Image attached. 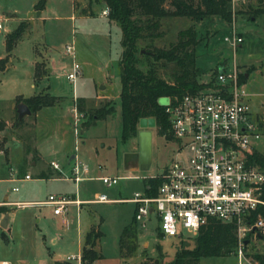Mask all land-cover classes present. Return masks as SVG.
<instances>
[{"label":"rangeland","instance_id":"obj_1","mask_svg":"<svg viewBox=\"0 0 264 264\" xmlns=\"http://www.w3.org/2000/svg\"><path fill=\"white\" fill-rule=\"evenodd\" d=\"M36 1L0 0V18L3 21V29L0 30V57H4L6 53V33L25 21L22 40L13 48L8 68L0 72L1 114L7 111L9 101L15 94L29 96L45 88L50 94L61 96L57 105L48 107L37 115L35 132L39 150L46 158L56 160L64 173H68L71 166L67 163L66 152L68 155L75 154L77 160L86 162L89 171L86 175L88 177L77 185L73 181L61 179L62 175L51 167V163L48 170L51 175L55 171L53 176L58 179H38L35 176L31 180L21 178L17 171L9 169L8 158L4 162L1 160L8 152L6 142L9 141L11 155L14 162L18 163L21 155L19 142L8 133L4 138L0 135V161L9 169V179L0 182V202L8 195V201L24 203V206L16 204L10 207L9 241L6 243L0 237V261L6 260L14 264L16 261L21 264H56L52 255H59L61 261H66L67 256L80 254V245L86 231L90 226L100 223V230L104 235L96 247L103 258L97 259L94 264H171L178 251L193 247L194 235L162 237L158 235L157 222L153 219L144 228L133 222L136 230L135 249L131 250L129 246L132 244L128 242L123 248L119 246L122 230L133 216L134 203L128 199L135 192L144 191L142 176L161 173L179 155L177 143L158 134L154 126L150 167L129 173L122 169L123 154L137 152L138 140L137 135L126 138L120 136L118 95L122 47L118 23L100 15V11L105 8L104 4L96 6L93 3L92 11L96 12L95 15H83L80 10L88 7L89 0H46L42 10L34 9ZM251 5L257 7L258 3L255 0L235 2L234 26L244 38L243 44L235 52L224 40L230 34L233 21L226 22L216 16L202 21L186 16L162 18L157 34L150 37L146 32L145 37L138 39L137 47L142 54L154 47L169 48L178 40L181 31L193 27L199 36L205 37L196 46L198 81L204 84L212 82L213 86H217L219 82L216 72L219 66L224 65L230 69L233 62L240 71H251L243 87L253 94L249 97L252 110L264 122V19L262 16L255 18L249 13ZM68 44H74V56L64 54ZM146 56L141 57L139 64L143 70L147 69L149 58ZM73 60L81 66V75L74 86L64 76V71ZM35 61L42 63L40 69H45V63L47 67L46 73L37 80L32 78ZM149 61L153 63L159 77L168 82L173 81L176 63L165 59ZM76 96L81 98H74L73 101L80 100L84 112L75 124L72 97ZM103 96L106 97L102 98ZM162 101L165 105L168 99L162 97L159 102ZM107 102L110 104L104 109L107 111L111 105L114 113L110 112L105 118H97V110ZM32 117L33 115L23 117L22 127L27 123L26 129L31 127L35 123ZM83 121L86 124L81 128ZM9 122L7 129L16 131L19 125L13 119ZM261 132L256 150L264 153L263 125ZM21 136H24V132ZM21 156H25V162L30 159V154L22 153ZM30 171L33 173L35 168L32 167ZM117 175L137 177L121 178L111 186L99 179L100 176ZM13 187H17V190H12ZM55 193L76 194L85 199H94L97 194L104 193L111 201L89 202L90 204H83L81 208L75 203L69 204L67 218L70 224L66 227L61 224L60 217L53 214L52 207L40 204L49 194ZM248 251L264 254V238L252 239ZM69 262L76 264L74 260ZM186 264H238V257L231 253L203 257L198 262Z\"/></svg>","mask_w":264,"mask_h":264},{"label":"built area","instance_id":"obj_2","mask_svg":"<svg viewBox=\"0 0 264 264\" xmlns=\"http://www.w3.org/2000/svg\"><path fill=\"white\" fill-rule=\"evenodd\" d=\"M243 1L246 0H229L230 22H233L224 40L233 52L244 41L234 26L235 2ZM100 15L107 16L108 8H103ZM64 54L74 56V44L66 45ZM240 73L243 72L235 62L230 69L221 65L216 72L218 86L166 97L164 110L170 123L169 134L178 145L179 156L159 173L162 181L154 196L144 190L135 192L128 200L134 203V223L144 228L154 219L157 233L162 237L195 236L211 219L233 223L238 264H262L248 251L250 241L264 235V169L251 159L262 136V125L261 117L253 112L249 101L253 94L240 83ZM80 75L81 66L73 60L64 76L74 86ZM73 109L76 124L82 114L76 104ZM51 166L62 175L61 179L78 183L88 177V164L76 158L68 173L62 172L57 162ZM132 177L137 176H100L99 179L111 186L121 178ZM24 179L30 176L25 175ZM12 190L16 191L17 187ZM94 201L111 200L101 193ZM72 203L79 201L63 193L49 194L40 202L52 207L62 224L67 223V207ZM16 204L24 205L23 202ZM65 260L82 264L81 253L69 255Z\"/></svg>","mask_w":264,"mask_h":264},{"label":"trees","instance_id":"obj_3","mask_svg":"<svg viewBox=\"0 0 264 264\" xmlns=\"http://www.w3.org/2000/svg\"><path fill=\"white\" fill-rule=\"evenodd\" d=\"M255 1L258 5L257 7L251 5L249 13L255 18L262 16L264 19V0ZM45 3L46 0H37L34 4L35 10H42ZM93 3L96 6L104 4L108 8V20L117 22L121 29L122 50L119 59L120 91L118 95L121 119L120 136L123 138L136 136L140 129V120L151 118L154 119L157 133L171 140L168 116L164 110V105L159 102V99L195 93L208 87H216L213 86L212 82L204 84L198 81V68L195 64L196 46L202 37H205L199 36L193 27H188L179 33L178 40L171 44L169 48L154 47L143 54L137 47V41L145 37L146 32L147 36L150 37L156 35L160 27V19L165 17L186 16L196 21H202L208 17L216 16L230 22L232 11L229 0H89L88 7L81 9L80 13L95 15L96 12L92 11ZM24 26L25 21H21L17 27L6 34L5 47L8 53L22 38ZM143 56L152 61L165 59L176 63L177 69L172 75L173 81L168 82L159 77L149 59L147 69L143 70L139 66ZM7 61L8 55L0 59V62H2L0 70L5 67ZM40 65H42L40 62L35 64V79L41 78L46 73L44 68L40 69ZM250 73L251 71L240 73V83H245L248 78L247 74ZM56 99L57 97L54 95L44 92L28 97H18L16 102L23 101L31 112L35 113L43 107L53 105ZM109 104L107 102L101 109L97 110V118H105L110 112L111 114L114 113L111 105L107 111L104 109ZM76 108L83 116L84 108L80 100L76 103ZM262 120L261 117V125L264 126ZM82 124L85 126L86 121ZM82 124L81 126H83ZM251 159L264 169L263 152L255 150ZM143 180L145 193L154 196L162 181L159 174L145 177ZM3 211H8V208H3ZM133 222L134 217L132 216L130 223L123 228L119 238L120 248H123L128 242L132 244L129 248L131 250L135 249L136 230ZM235 228L233 223L216 219L209 220L193 237V247L178 251L171 264L198 262L203 257H218L234 253L237 244ZM103 235L104 233L100 230V223L92 225L85 233L81 248L82 264H94V261L103 258L96 247ZM253 255L264 264V254L255 252Z\"/></svg>","mask_w":264,"mask_h":264},{"label":"crops","instance_id":"obj_4","mask_svg":"<svg viewBox=\"0 0 264 264\" xmlns=\"http://www.w3.org/2000/svg\"><path fill=\"white\" fill-rule=\"evenodd\" d=\"M35 9V8H34ZM1 19V18H0ZM2 20V19H1ZM2 30V29H1ZM9 33V32H7ZM6 33V34H7ZM22 40V38L18 41L20 42ZM17 42V43H18ZM16 43V44H17ZM16 44L14 47H16ZM13 47V48H14ZM12 51L13 49L8 53L6 51V47H5V56L8 55V61L6 62L5 64V67L3 69L0 70L1 71H4L8 68V62L10 60V57L12 55ZM39 53V51H38ZM4 56V57H5ZM4 57H0V59L4 58ZM37 62H40V61H35L34 63V67H35V64ZM45 70H47V67H46V63H45ZM250 74H247V77H249ZM32 78L33 80H37L34 78V68H33V74H32ZM35 86V85H34ZM103 88V87H102ZM44 92H48L47 89L45 88H42V90H40L38 93H35L33 95H36V94H40V93H44ZM49 93V92H48ZM50 94V93H49ZM52 95V94H51ZM31 96V95H29ZM55 97H57V100L56 102H54L53 105L51 106H54V105H57L62 97L61 96H58V95H54ZM107 96V95H106ZM106 96H103L102 98L106 97ZM18 97H28V96H25L23 95L22 93L20 94H15V96L9 101V105H8V108H7V111L4 113V114H1V110H0V135L4 138L5 135L8 133L10 135H12L11 137L14 138V139H17V141L19 142V147H20V154L22 155L25 154H30V159L28 160V162L26 163L25 162V156H19V159H18V163H15L14 162V159H13V156L11 155V152L9 150V145H8V142H6V139H5V142H6V145L8 147V152L5 153L3 156H2V161L4 162L5 160H7V158L9 159V163H10V166H9V169H11L12 171H17V173L20 174L21 178H24L25 175H29L30 176V179H27V180H31L33 176H35L36 178L38 179H58V178H55L56 176H53L56 174L55 171H53V174L51 175V172H49L48 170V167H50V163L52 165L53 162H57L56 160H50L48 158H46L42 153L41 151L39 150V145H38V142H37V137H36V132H35V128H36V124H37V115L40 111L48 108V107H51V106H47V107H43L41 109H39L38 111H36L35 113H30V114H25L23 117L25 118V116H29V115H33L34 119H35V123L33 125H31V127H28V123L26 124L25 127H22V124L24 123V120L21 118L19 119L18 118V115H17V111H16V105L18 103H21L23 101H19V102H16V98ZM81 98L79 96H76V97H72V101L73 99L75 98ZM101 98V99H102ZM103 100V99H102ZM84 101V100H83ZM101 101V100H100ZM76 100L73 101V105L76 104ZM97 103V102H96ZM82 104V103H81ZM83 106V105H82ZM29 108V107H28ZM84 108V106H83ZM31 111V110H30ZM32 117V118H33ZM2 118V119H1ZM32 118H30L31 120H33ZM13 119L14 122H16L17 125H19V127L17 128V130L15 131H11L9 128L7 129L8 125H9V121ZM3 120V121H2ZM27 120V119H26ZM5 121V122H4ZM20 121V122H19ZM84 122V121H83ZM83 125V124H82ZM84 125L81 127L83 128ZM74 128V127H73ZM28 131V133L26 132ZM74 131H75V128H74ZM24 132V136H21L22 133ZM76 134V132H75ZM26 135V137H25ZM29 135V137H28ZM77 136V134H76ZM78 137V136H77ZM5 145V146H6ZM10 153V154H9ZM72 153V152H70ZM9 154V155H8ZM66 155H67V163H70V165L72 164L73 160L76 158V155L75 154H70L68 155L67 152H66ZM151 161H152V156H151ZM58 163V162H57ZM151 165V163H150ZM149 165V167H150ZM35 168V171L32 173L30 171L31 168ZM52 167V166H51ZM8 167L5 166L4 164H1V161H0V182L3 181L4 179H9L7 178L8 177V171H9ZM121 169V167H120ZM122 169L124 171H127V173L129 172H132V171H129L127 169H124L123 167V160H122ZM55 170V169H54ZM57 171V170H56ZM133 171H136V170H133ZM55 173V174H54ZM47 174L51 175V176H47ZM32 175V176H31ZM58 175V174H57ZM149 175V177H152V176H155L157 174H147ZM147 175H143L142 177L145 178V177H148ZM69 181H72V180H69ZM74 182V181H73ZM81 182V181H80ZM75 183V182H74ZM79 183V182H78ZM78 183H75V185H77ZM63 194H66V193H63ZM68 195L71 199H74V200H78L79 203L76 204L77 206H79L81 208V206L83 204H87L89 202H95L94 199H85V198H81L80 196L77 197L76 194H66ZM98 195V194H97ZM96 197V196H95ZM8 195H5L4 196V201L3 202H0V223L2 222L5 214H8V220H7V223H6V227H2L0 225V237L7 243L9 241V235H8V232H10V229H11V211H10V207L11 206H15L16 205V202H19V201H8ZM110 202V201H109ZM99 203V202H98ZM102 203V202H101ZM90 204V203H89ZM24 206V205H23ZM8 208V211L4 212L3 211V208ZM58 216V215H56ZM61 220V219H60ZM62 224V223H61ZM69 220L67 218V223L66 224H62L63 226H66V227H69ZM91 227V226H90ZM88 231V230H87ZM86 231V232H87ZM81 248H82V245H80V253H81ZM99 250V248H98ZM100 251V250H99ZM101 252V251H100ZM102 254V253H101ZM52 260L56 263V264H71L70 262L68 261H61V258L59 255H52ZM17 263L16 264H21L20 261H16ZM0 264H14V263H11V262H8L6 260H1L0 261ZM49 264V262H48Z\"/></svg>","mask_w":264,"mask_h":264},{"label":"water","instance_id":"obj_5","mask_svg":"<svg viewBox=\"0 0 264 264\" xmlns=\"http://www.w3.org/2000/svg\"><path fill=\"white\" fill-rule=\"evenodd\" d=\"M164 105V101L160 102ZM18 118L21 119L25 114H30L28 106L21 102L16 105ZM155 126L154 119H141L139 131L137 133L138 151L125 152L123 154V167L129 171L146 170L149 168L152 156V128ZM8 214H5L0 225L6 227Z\"/></svg>","mask_w":264,"mask_h":264}]
</instances>
